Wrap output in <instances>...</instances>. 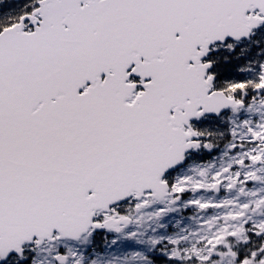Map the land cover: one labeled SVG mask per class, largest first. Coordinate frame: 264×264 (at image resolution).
<instances>
[{
    "label": "snow or ice",
    "instance_id": "1",
    "mask_svg": "<svg viewBox=\"0 0 264 264\" xmlns=\"http://www.w3.org/2000/svg\"><path fill=\"white\" fill-rule=\"evenodd\" d=\"M0 264H264V0H0Z\"/></svg>",
    "mask_w": 264,
    "mask_h": 264
}]
</instances>
